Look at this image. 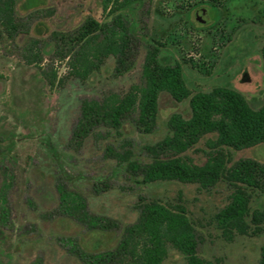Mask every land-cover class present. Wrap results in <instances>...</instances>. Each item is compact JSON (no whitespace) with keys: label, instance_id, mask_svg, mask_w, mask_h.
<instances>
[{"label":"rangeland","instance_id":"rangeland-1","mask_svg":"<svg viewBox=\"0 0 264 264\" xmlns=\"http://www.w3.org/2000/svg\"><path fill=\"white\" fill-rule=\"evenodd\" d=\"M17 12L33 13L34 18L29 34H20L15 42L0 37V264H84L73 244L88 252L115 246L121 230L87 228L78 219L74 197L90 213L115 219L122 227L136 220L142 200H180L199 234V256L215 264H258L264 225L256 235L232 240L216 226L214 214L230 194L223 182L210 190L175 180L142 183L108 156L107 147L122 150L126 145L139 160L148 159L144 146L168 133L169 116H190L188 98L177 102L161 92L153 133H140L126 122L120 134L100 128L79 148L69 146L68 140L82 98L123 95L131 86L143 85L149 43L161 44V63L181 64L191 94L226 86L241 92L252 108L260 107L264 0H130L126 13L136 34L132 67L115 73L116 60L109 55L85 76L75 73L68 59L57 57L51 33L74 29L87 15L104 20L102 0H18ZM31 39L42 52L39 65L22 55ZM48 64L57 72L53 86L42 73ZM209 137L214 135L186 152L194 162L206 160ZM244 157L264 162V142L232 150V161ZM57 184L71 196L62 200ZM263 206L259 196L250 203L251 210ZM183 261L170 248L164 264Z\"/></svg>","mask_w":264,"mask_h":264},{"label":"trees","instance_id":"trees-1","mask_svg":"<svg viewBox=\"0 0 264 264\" xmlns=\"http://www.w3.org/2000/svg\"><path fill=\"white\" fill-rule=\"evenodd\" d=\"M18 0H0V37L9 43L20 34H29L33 13L21 16ZM105 19L99 21L87 15L78 26L67 31H53L51 40L57 57L68 59L69 66L80 76L99 67L106 57H115V73L132 67L136 34L129 23L126 9L130 0H102ZM31 39L23 47V58L39 65L43 58ZM161 44L149 43L142 66L143 85H133L123 95L111 93L104 97L82 98L79 114L71 129L68 145L79 148L84 140L100 128L120 134L124 123L131 122L140 133H153L157 127L158 98L165 91L177 102L189 99L190 116L172 113L168 133L157 142L145 145L148 157L139 160L132 148L116 150L107 147L108 156L123 168L129 177L142 183L175 180L196 183L205 190L223 182L229 189V200L214 214L221 234L228 240L236 235H256L264 225V206L251 210L255 196L264 199V162L253 158L232 161V150H240L264 142V102L254 109L238 90L215 86L209 91L191 94L182 75L179 62L159 61ZM264 69V44L260 50ZM43 69V68H42ZM50 86L56 84L57 72L52 65L43 71ZM207 138L206 160L196 163L186 152ZM131 146V143L127 142ZM57 184L60 198L66 200L63 188ZM77 197L72 203L81 216L78 219L90 230H121L110 249L88 252L74 246L75 255L84 264H164L170 248L184 258L182 264H215L198 254L199 234L182 202L164 203L158 199L137 204L138 216L133 223L121 226L110 217L92 214ZM258 264H264V244Z\"/></svg>","mask_w":264,"mask_h":264}]
</instances>
